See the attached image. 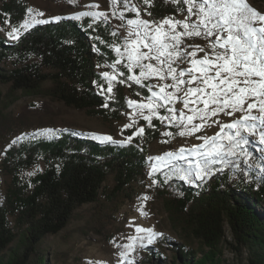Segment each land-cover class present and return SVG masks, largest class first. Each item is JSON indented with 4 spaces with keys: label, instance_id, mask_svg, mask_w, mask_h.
Listing matches in <instances>:
<instances>
[{
    "label": "trees",
    "instance_id": "1",
    "mask_svg": "<svg viewBox=\"0 0 264 264\" xmlns=\"http://www.w3.org/2000/svg\"><path fill=\"white\" fill-rule=\"evenodd\" d=\"M119 5L122 13L115 15L121 23L134 16L131 6ZM186 7L173 0H152L148 16L159 22L185 12ZM27 9L21 0H6L0 9V21L6 19L22 29L13 41L0 35V82L9 84L10 93L4 99L0 90V145L20 126L21 118L5 111L19 90L27 96L47 95L108 121L120 119L129 110L126 90L152 96L150 79L140 77L141 69L135 65L129 71L126 41L104 17L76 18L74 14L28 23L25 28L22 22ZM7 60L15 63L9 70L2 66ZM179 62L173 67H180ZM97 66L115 68L116 79L105 77ZM128 76L141 82L137 84ZM47 81L50 85L45 86ZM109 85L111 93L105 96ZM158 110L166 113L164 108ZM144 123L143 134L134 141H107L70 127L49 125L23 130L2 146L0 168L7 183L0 196V264H48L38 244L46 235L59 233L76 207L102 198L115 212L120 203L131 201L149 165L147 146L163 127L155 117L153 126ZM256 124L254 135L242 132L247 143L234 148L235 155L210 158L203 179H196L195 164L188 161L204 158L191 149L184 148L183 153L154 164L149 175L182 241L160 234L148 243L147 234L134 242L130 257L122 264H216L214 250L225 240L226 227L235 248L249 249L248 264H264V143L260 141L264 125ZM39 161L44 170L25 181L23 172ZM109 175L111 188L105 185ZM184 175L188 179H183ZM194 240L209 250L200 253L191 243Z\"/></svg>",
    "mask_w": 264,
    "mask_h": 264
},
{
    "label": "rangeland",
    "instance_id": "2",
    "mask_svg": "<svg viewBox=\"0 0 264 264\" xmlns=\"http://www.w3.org/2000/svg\"><path fill=\"white\" fill-rule=\"evenodd\" d=\"M6 0H0V9L3 2ZM28 9L31 8L33 12L28 13L22 22L28 23H41L49 20H54L55 17H69L74 14L90 11L94 13L104 12L107 21L111 27L118 31L119 34L125 39L128 36L129 26L127 20L136 19L137 12H134V16L129 18H123V23L116 17L115 12L122 13V7L119 4H125L124 0H116L115 3H111V0H21ZM152 0H150L151 3ZM150 3H145L144 0H128L127 5L135 8L139 11V18L148 20V6ZM247 3L264 14V0H247ZM98 5L99 7H90V5ZM43 13L42 16L36 15V12ZM187 15L186 11L179 13L175 16L166 17L176 20H183ZM105 18V17H104ZM195 20V16L192 17ZM7 21V22H6ZM162 21V20H161ZM123 25V27H121ZM13 28L18 30V36L21 34L22 29L20 25L14 26L8 20L0 21V35L6 38L8 41H13L9 33ZM168 25L163 26V30H166ZM134 29V26H133ZM177 31H183L182 28L177 26ZM135 39V36L132 37ZM126 41V39H125ZM185 52L194 51L195 49L189 47L190 45H200L209 52L208 41L202 37H185L183 38ZM128 48H132L133 45L126 41ZM138 51L147 52L148 49L144 48L142 44L138 46ZM204 52H197L196 58H203ZM212 58V57H210ZM187 57L184 59V63L180 67L188 68ZM152 63L157 65L156 60H145L143 64ZM15 63L12 60H7L2 63L4 69L9 70L14 67ZM198 67V66H197ZM97 71L101 74L108 73V78L116 79L118 75L115 68L105 69L100 66L96 67ZM196 75H199L197 72ZM151 83V94L153 92H159L158 85L171 84L173 81L171 78L161 81L159 75H150L148 77ZM45 86L50 85V81L44 83ZM183 87V86H182ZM109 88V87H108ZM108 88L104 91L105 96L111 92ZM0 90L3 98L7 99L9 93V84L0 82ZM170 90V89H169ZM17 97L7 108L6 112L14 117H20V126L14 128L11 134L3 140V144L11 142L16 138L23 130H30L39 126L55 125L56 127H70L75 130L86 132L102 138L104 136L112 137V140L117 141H130L140 139V134L133 135L139 128L144 129V122H147L139 115V109L137 105H131L129 110L124 112L122 117L118 120H105L100 116L88 114L84 110L75 109L65 105L62 101L53 99L47 95H24L20 90L14 93ZM181 100L184 98L183 93H179ZM12 97V95H10ZM126 100L137 102H148V98L132 94L130 91H125ZM155 100V98H153ZM159 103V101H156ZM179 108H183V104L180 102H174L173 105ZM144 114L148 115V109H144ZM158 112V108L156 109ZM187 112V110H185ZM227 111V110H226ZM159 113V112H158ZM160 114V113H159ZM167 113L160 114L166 115ZM244 113L236 112L233 116H228L224 113L219 114L214 118H210L208 123L198 132L192 136H179L177 135L178 129L176 126H169L167 123H162L163 127L160 129L159 136L151 141L147 146V157L149 159V165L146 168L144 178L138 181L137 189L134 198L129 201L125 200L117 207V211L113 212L114 207L109 205L104 199L100 198L96 202L84 203L76 207L73 214L67 223V225L57 234L46 235L38 244V248L47 255L48 264H122L126 258L130 257L131 250L126 245L134 242H139V238H144L145 235H150L148 232H136V226H140L143 229H152L154 233L168 235L174 240L182 241V237L177 228H174L163 207L162 199L158 195L157 190L154 187V183L149 175L156 162V157H166V153L176 154L182 147L185 149H192L194 145H201L204 143L202 139L198 137H211L215 133L220 131L219 124H227L233 122ZM253 115H259V112L254 110ZM215 119L218 123H213ZM199 122V121H195ZM125 124H130L131 127L124 128ZM165 132H171L173 135H163ZM245 135L246 133L243 132ZM166 141V142H164ZM4 145H0V148ZM1 159V156H0ZM44 170V163L39 161L37 164L26 169L22 178L25 181H29L37 172ZM32 173V175H29ZM7 178L1 173L0 168V196L4 193L5 184ZM105 185L109 188L113 185L112 176H108ZM147 197V199H144ZM129 237L135 239L129 240ZM139 239V240H138ZM141 242V241H140ZM192 245L200 251H208V247H203L199 241H192ZM13 245V243L11 244ZM216 254V264H248L250 251L248 248H235L233 245V239L226 227L225 240L217 246L214 250ZM123 254V255H122ZM211 259V251L208 253ZM168 258L170 254L166 252ZM200 255V254H199Z\"/></svg>",
    "mask_w": 264,
    "mask_h": 264
},
{
    "label": "snow or ice",
    "instance_id": "3",
    "mask_svg": "<svg viewBox=\"0 0 264 264\" xmlns=\"http://www.w3.org/2000/svg\"><path fill=\"white\" fill-rule=\"evenodd\" d=\"M115 2L116 0H111V3ZM124 2L127 4L128 0ZM144 2L150 3V0ZM173 2L187 5V15L183 20L164 18L156 22L140 19L139 11L133 6L137 18L127 20L129 29L128 36L125 37L133 47L126 46L124 49L129 61L127 65L129 71L135 65L141 69L140 77L159 75L161 81L171 78L173 82L158 85L159 92H153L147 103L129 101V104L137 105L140 110L139 115L148 122L149 126H153L151 120L155 117L169 126H176L177 135L181 137L192 136L200 131L210 118L221 113L228 116H233L236 112L244 113L233 122L219 124L220 131L213 136L198 137L204 143L194 145L190 151L204 159L189 160L188 163L195 164L196 179H203L208 175V164L212 162L210 158L222 156L224 153L235 155L234 148L247 143L242 132L254 135L257 128L256 121L264 125V14L252 8L247 0H173ZM90 7L99 6L93 4ZM27 11L29 14L33 12L31 8ZM36 15L42 16L43 13L37 11ZM75 15L76 18L98 15L107 19L104 12H83ZM193 16L195 20L192 19ZM164 25H168V28L162 31ZM177 26L183 31H177ZM22 27L27 28L28 22L25 21ZM9 35L13 39L18 38V30L13 28ZM133 36L135 39H132ZM193 36L207 40V47L211 51L200 45H190L189 47L195 50L184 52L183 38ZM140 44L148 51H138ZM116 50L120 51L119 48ZM197 52H204V57L196 58ZM185 57L188 58V68L173 67L177 60L182 65ZM143 60H156L158 66L152 63L143 64L141 63ZM197 72L199 75H196ZM103 75L108 77L109 74ZM128 79L135 80L137 84L141 82L135 76H128ZM108 91L111 92V85ZM179 93H183L182 100ZM174 102L182 103L183 108L169 106ZM157 108H164L167 114L160 115L156 111ZM144 109H148V115L144 114ZM254 110L258 111L259 115H253ZM212 122L218 123L215 119ZM123 127L128 128L131 125L125 124ZM226 130L231 131L226 132ZM143 132L144 129L139 128L133 135H142ZM163 135L171 136L173 133L165 132ZM102 139L110 141L112 137L104 136ZM128 140L130 141L131 137ZM224 140L228 141L227 145L222 143ZM260 141L264 143V128L260 129ZM179 151L183 153L185 149L182 147ZM155 159L163 160V156ZM153 167L155 170V166ZM182 178L188 179L187 175ZM143 231L150 234L148 243H152L151 237L160 235L154 233L152 229L136 226L137 233ZM128 239L131 241L135 238ZM125 247L129 250L134 248L132 243Z\"/></svg>",
    "mask_w": 264,
    "mask_h": 264
}]
</instances>
